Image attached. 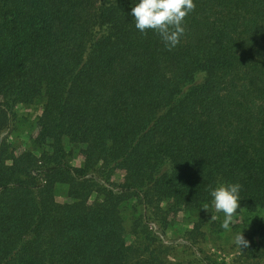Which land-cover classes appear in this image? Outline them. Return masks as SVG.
Returning <instances> with one entry per match:
<instances>
[{
  "label": "trees",
  "instance_id": "trees-1",
  "mask_svg": "<svg viewBox=\"0 0 264 264\" xmlns=\"http://www.w3.org/2000/svg\"><path fill=\"white\" fill-rule=\"evenodd\" d=\"M135 3L0 0V264H179L164 240L204 234L264 261V0H194L171 50Z\"/></svg>",
  "mask_w": 264,
  "mask_h": 264
},
{
  "label": "clouds",
  "instance_id": "clouds-1",
  "mask_svg": "<svg viewBox=\"0 0 264 264\" xmlns=\"http://www.w3.org/2000/svg\"><path fill=\"white\" fill-rule=\"evenodd\" d=\"M195 8L194 0H136L129 15L135 28L142 34L152 31L159 35L164 46L171 50L180 43V38L185 32V18ZM239 183H222L210 190L211 207L215 213L223 214L221 227L228 230L234 215L240 209ZM208 210V206L204 207ZM216 215H211V220H216ZM239 247H247L248 242L243 235L235 238Z\"/></svg>",
  "mask_w": 264,
  "mask_h": 264
},
{
  "label": "rangeland",
  "instance_id": "rangeland-1",
  "mask_svg": "<svg viewBox=\"0 0 264 264\" xmlns=\"http://www.w3.org/2000/svg\"><path fill=\"white\" fill-rule=\"evenodd\" d=\"M24 112L26 111L20 110L21 114H24ZM30 113L32 115L40 114V112L37 109L35 110V108L33 110H30ZM119 180L120 178H116V182H119ZM58 200L64 201L62 197H60ZM181 220L182 215L181 217L178 216V221L176 223L179 231H181L182 229H191L192 225L190 223H186L185 221ZM148 223L149 229H154L155 231L159 229L157 223L153 220ZM168 233V237H171L172 233ZM204 235H200L195 238L193 236L192 238H197L196 240H194V242L191 240H187L191 245H195L192 248L187 247V245L181 246L171 243L169 244V241L172 240L171 238H167L166 240H164L162 245L168 247V252L171 255V258L175 259V262L179 264H200L198 260H195L194 256H196V254L200 255L201 258L206 259L210 264H264V261H261L260 259L253 260L249 258L247 255L246 247H239L236 245L235 238L238 236L236 234L227 235L226 238L220 242L211 241V237L208 234ZM185 237L187 239L186 233ZM243 237L246 240V236L243 235ZM197 240L199 241L195 243V241Z\"/></svg>",
  "mask_w": 264,
  "mask_h": 264
}]
</instances>
